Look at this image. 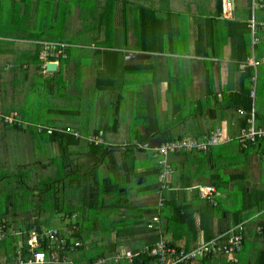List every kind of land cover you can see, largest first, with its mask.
Segmentation results:
<instances>
[{
    "label": "crops",
    "instance_id": "0c3cea01",
    "mask_svg": "<svg viewBox=\"0 0 264 264\" xmlns=\"http://www.w3.org/2000/svg\"><path fill=\"white\" fill-rule=\"evenodd\" d=\"M37 41L63 45L65 57L54 71L42 70ZM43 91L56 105L40 115ZM250 111L264 127V0H0V115L14 116L19 125L0 120V133L39 125L77 132L51 141L59 155L67 153L53 180L70 176L69 186L87 189L90 206L100 202L99 210L113 212L104 218L103 237L86 229L88 254H68L71 264H134L140 255L150 257L144 250L160 237L188 251L241 223L236 260L217 253L192 264H255L264 248L255 229L264 222V140L246 149L235 140ZM216 128L225 141L169 155L162 186V165L152 149L148 158L140 148L160 135L200 138ZM99 134L103 143L90 142ZM134 148L138 154L128 155ZM2 155L9 156L8 146ZM100 166L118 170L125 188L99 178ZM196 185L214 186L216 203L201 198ZM231 197L235 207L223 200ZM153 215L160 233L147 226ZM78 229L83 237L80 222ZM125 252L135 254L132 262L114 259Z\"/></svg>",
    "mask_w": 264,
    "mask_h": 264
},
{
    "label": "rangeland",
    "instance_id": "374dc122",
    "mask_svg": "<svg viewBox=\"0 0 264 264\" xmlns=\"http://www.w3.org/2000/svg\"><path fill=\"white\" fill-rule=\"evenodd\" d=\"M27 22L30 21L27 20ZM24 26L25 24L21 25L20 28L23 29ZM30 31L36 32L33 29H30ZM58 74L62 77L65 76L64 72H58ZM59 84L57 83V86ZM60 85L65 86L64 79H62ZM46 93L43 91L40 95V115L46 114L44 109L47 105L51 107L56 105L52 104L56 101L47 100ZM67 102L62 100L60 105L64 107ZM3 117V115H0L2 123L4 122ZM19 128L27 133L19 130L16 132L2 130L0 133V149L8 146L9 153L7 157L0 156V211H6L8 208L5 218L0 215V221L7 220L15 227L22 221H38L41 223L40 226L58 227L61 225L62 220L69 215V212L74 211L78 216L80 226L84 230L82 239L85 244L91 239L85 233L86 229H91L94 232L93 236L103 237L107 233L105 229L107 223L104 218L113 212L99 210L101 207L100 202L95 206H90L85 196H83L87 189L82 187L76 189L69 186L72 181L70 176L64 177L61 182H53L55 175L59 172L58 169L63 168L61 163L65 164L67 161L66 150L61 149L59 155L56 145L48 139V136H40L36 130ZM127 154L135 156L138 153L134 148L129 150ZM144 155L150 158L151 151L147 150ZM98 176L99 178H109L112 184L119 187L118 191L125 188V181L118 170L100 166ZM99 183H102V181L100 180ZM112 195L113 198L117 197L114 193ZM127 195L128 191L125 196ZM223 200L225 202L230 201L232 207H235L238 202L234 197L228 200L224 198ZM262 215L264 216V211ZM84 251L80 249L79 254L82 256L88 254ZM76 264H79L78 260Z\"/></svg>",
    "mask_w": 264,
    "mask_h": 264
},
{
    "label": "built area",
    "instance_id": "2783aa9c",
    "mask_svg": "<svg viewBox=\"0 0 264 264\" xmlns=\"http://www.w3.org/2000/svg\"><path fill=\"white\" fill-rule=\"evenodd\" d=\"M252 30L254 27L252 26ZM253 38V42H255ZM37 46L40 47L39 57L43 61L42 70L47 71L46 63H58L61 58L65 57L60 43L49 41H37ZM242 69L243 66H240ZM239 113H244L243 109L238 110ZM4 123L9 125H18V119L14 116L3 117ZM36 131L40 133L45 131L47 134L54 132H70L77 135V132L70 128L61 129L49 126L39 125ZM227 137L223 134L221 128H216L200 138L182 137L168 139L162 141L158 146L154 147L153 156L157 159L158 164L162 165L163 170L160 174L162 186H164L165 176L170 169L168 157L170 154L182 153L191 150L206 151L210 146L219 144L225 141ZM264 139V127L256 126L254 113H248L246 124L240 129L239 134L235 137L240 149H246L252 144ZM90 142L95 144L103 143L101 134L94 135L90 138ZM198 195L201 198L215 204L216 190L212 185H196ZM69 218V219H68ZM148 227L158 229L161 232L159 218L152 216L148 222ZM77 229L76 215L71 214L66 216L65 228L47 227V226H32L30 228L22 227L12 229V234L16 235L17 242L15 244L14 264H71L65 254L75 251L81 245V242L74 236ZM243 229L244 225L238 224L220 235L214 236L208 240L201 241L196 247L185 251L170 247L169 244L160 237L156 243L144 250L147 256L154 259V264H179L185 263L196 258H205L212 254L224 253L230 257L232 261L236 260L235 255L241 251L243 244ZM257 233L264 234V225L258 224L255 227ZM5 232L0 228V238ZM135 254L125 252L117 254L114 259L117 260L125 257L129 262H132ZM0 264H3L0 261ZM4 264H12L6 262Z\"/></svg>",
    "mask_w": 264,
    "mask_h": 264
},
{
    "label": "trees",
    "instance_id": "16d2710c",
    "mask_svg": "<svg viewBox=\"0 0 264 264\" xmlns=\"http://www.w3.org/2000/svg\"><path fill=\"white\" fill-rule=\"evenodd\" d=\"M244 55L239 56V58L244 60ZM250 77H251V71H250V68H248V69H246V73L243 74V78L249 79ZM248 92H249V89L246 88V89H244L243 94H245V93L247 94ZM239 104L242 107H244L245 109L249 108L248 105H245V104L242 105V103H239ZM4 124L7 125V126H19V125H9L7 123H4ZM113 125H114V127H112V128L115 129L116 128V120H114V124ZM37 134H39V133H37ZM55 134H57V132H54L52 134H46L45 131H41L39 135L40 136L46 135V136H48V139L52 141L56 137ZM163 139L164 140H168V139H175V138L164 137ZM262 140H264V139H262ZM129 148H132V146H130ZM129 148H127V149H129ZM103 153H108L107 147L104 148ZM126 164L127 165L130 164V167L134 169V166L132 165V163H127L126 162ZM135 175H136V173H135ZM53 182H54V180H53ZM7 210H8V208H7ZM7 210L6 211H0V215H3V218H5L4 216L7 213ZM73 212L74 211H71L69 213H73ZM23 222H24L23 225L19 224L18 226L15 227V226H12L10 224V222L7 221V220L6 221H3V220L0 221V228L5 232L4 236L0 238V261L3 264L6 263V262L14 264L13 262H14V258H15V246H14L13 242L17 238H16V235L12 234L11 230L12 229H17V228L23 227V226H25L27 228H30L32 226H40V224H41L38 221L37 222H29V221L26 222V221H23ZM258 224H263L264 225V222L256 223V225H258ZM256 225H255V227H256ZM77 236L83 241L82 233H81L80 230L77 231ZM262 236L264 237V234ZM243 238H244V234H243ZM208 239H210V236H208L206 238V240H208ZM243 241H244V239H243ZM116 244L117 243H111L110 244L112 250H114L116 248ZM91 245H93V246L97 245V242H93ZM84 247H85V244H83L80 249L83 250ZM2 249H4L3 250L4 252L2 251ZM116 252H117V250L113 251V253H111V255L115 254ZM257 253L258 254H257V258H256V261H255V264H264V248L259 250ZM219 254L221 256L226 257V254H224V253H219ZM212 255H209V256H207L205 258H201V260L202 259L205 260L207 258H211ZM139 260H140L141 264H152L153 263V261H152L153 259L152 258L150 259V257L146 258L145 255H140L137 258H135L134 264H138ZM196 261L197 260L195 259V260L190 261L187 264H192L193 262H196Z\"/></svg>",
    "mask_w": 264,
    "mask_h": 264
},
{
    "label": "water",
    "instance_id": "95a60500",
    "mask_svg": "<svg viewBox=\"0 0 264 264\" xmlns=\"http://www.w3.org/2000/svg\"><path fill=\"white\" fill-rule=\"evenodd\" d=\"M46 69L48 71H54L56 69V63L54 62H47L46 63ZM163 140V137L160 135L154 140H150L147 143L144 144V147H141L140 150H148V149H153L154 147L158 146Z\"/></svg>",
    "mask_w": 264,
    "mask_h": 264
},
{
    "label": "clouds",
    "instance_id": "9594fccd",
    "mask_svg": "<svg viewBox=\"0 0 264 264\" xmlns=\"http://www.w3.org/2000/svg\"><path fill=\"white\" fill-rule=\"evenodd\" d=\"M71 214H75L76 215V219H77V214L75 213V212H73V213H71ZM71 214H69V215H71ZM76 225H77V229H76V231H75V233H74V236L78 239L79 237L77 236V231L79 230L78 228H79V221L77 220L76 221ZM65 226H66V217H65V219H63L62 220V226H58L57 228H65ZM79 240V239H78ZM80 242H81V245L78 247V248H76L75 249V251H77L78 249H80L81 247H82V245L84 244V242L82 241V240H79ZM75 251H73V252H75ZM73 252H71V253H73ZM71 253H67V254H65V256H66V258H67V255L68 254H71Z\"/></svg>",
    "mask_w": 264,
    "mask_h": 264
}]
</instances>
